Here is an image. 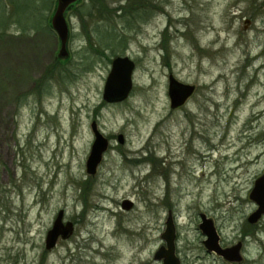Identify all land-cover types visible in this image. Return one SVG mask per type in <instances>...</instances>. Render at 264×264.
<instances>
[{
  "label": "rangeland",
  "instance_id": "obj_1",
  "mask_svg": "<svg viewBox=\"0 0 264 264\" xmlns=\"http://www.w3.org/2000/svg\"><path fill=\"white\" fill-rule=\"evenodd\" d=\"M67 19L68 60L55 32L0 34V264H163L169 217L181 264H235L208 251L201 213L224 246L247 235L242 264H264V222L247 220L264 172V0H80ZM116 55L137 67L110 104ZM171 74L196 86L178 108ZM94 121L110 144L90 175ZM62 209L74 233L47 250Z\"/></svg>",
  "mask_w": 264,
  "mask_h": 264
},
{
  "label": "water",
  "instance_id": "obj_2",
  "mask_svg": "<svg viewBox=\"0 0 264 264\" xmlns=\"http://www.w3.org/2000/svg\"><path fill=\"white\" fill-rule=\"evenodd\" d=\"M79 0H57L54 12L51 17V26L56 32L60 42L59 52L57 57L66 60L70 57L68 49L70 28L66 18L68 9ZM136 68L135 61L128 55H117L112 60L111 70L107 76L104 86L103 98L108 103H120L127 100L133 90L134 80L133 75ZM196 86L183 83L177 80L172 74L169 77V97L171 107L178 108L184 105L195 92ZM92 128L95 134V141L92 145L90 155L87 159V172L90 175H95L98 167L103 160L104 153L109 148V139L99 130L98 124L94 121ZM118 141L121 144L125 143L123 134L118 135ZM251 197L260 203L259 209L250 215L249 221L256 223L264 214V176L257 181L256 187L252 191ZM134 203L130 199H125L122 202L124 209H131ZM64 210H60L52 228L48 231L45 241L47 250L56 247L59 238L67 239L74 233V225L72 222L64 224ZM202 222L200 228L206 235L204 244L209 252L225 257L230 262H240L243 259L241 253V243L234 244L231 247H222L220 243V235L214 225V222L205 213H201ZM166 240L167 246H161L155 253L154 257L158 260H163L164 264H180V257L176 254L175 239L176 226L172 217L167 221V227L162 234Z\"/></svg>",
  "mask_w": 264,
  "mask_h": 264
},
{
  "label": "trees",
  "instance_id": "obj_3",
  "mask_svg": "<svg viewBox=\"0 0 264 264\" xmlns=\"http://www.w3.org/2000/svg\"><path fill=\"white\" fill-rule=\"evenodd\" d=\"M25 4V13L22 14L20 0H0V34L12 24H16L22 33L33 29L36 32H54L49 23L51 10L55 0H30ZM50 11V13H47ZM33 18V19H32ZM49 67V74H52Z\"/></svg>",
  "mask_w": 264,
  "mask_h": 264
},
{
  "label": "flooded vegetation",
  "instance_id": "obj_4",
  "mask_svg": "<svg viewBox=\"0 0 264 264\" xmlns=\"http://www.w3.org/2000/svg\"><path fill=\"white\" fill-rule=\"evenodd\" d=\"M73 7V6H72ZM71 9V7L68 9V11ZM68 11H67V13H66V17H67V14H68ZM67 21H68V19H67ZM68 24H69V22H68ZM69 28H70V26H69ZM70 33H71V31H70ZM136 63V62H135ZM136 67H137V65H136ZM115 104V103H114ZM262 176H264V172H262V174L261 175H258L257 176V178L255 179V184H254V187H253V190H254V188L256 187V184H257V181L259 180V178L260 177H262ZM252 190V191H253ZM252 191H251V194H252ZM251 194H250V198H251V201H252V204H253V209L251 210V214H253V213H255L258 209H259V207H260V203L257 201V200H255V199H253L252 197H251ZM134 206V205H133ZM130 210V209H129ZM250 214V215H251ZM250 215L248 216V218H247V220L249 221V217H250ZM250 222V221H249ZM264 222V214L262 215V217L259 219V221H257L256 223H251L252 224V226H253V228L255 229V230H257L259 227H261V225H262V223ZM218 232V231H217ZM249 234V233H248ZM246 242H247V235H244V236H242L241 238H240V240L237 242V244L238 243H241L242 244V246H241V253H242V256H243V259H242V261H240V262H232V263H235V264H242L243 263V261L245 260V258H244V255H243V250H245V248H246ZM220 243H221V245H222V247H225V248H227V247H231V246H233V245H231V246H224L223 244H222V242H221V240H220ZM223 257V256H222ZM224 259H226L225 257H223ZM158 260V259H157ZM181 260V259H180ZM227 260V259H226ZM162 262H163V260H161ZM228 261V260H227ZM230 262V261H229ZM163 264H164V262H163ZM181 264V263H180Z\"/></svg>",
  "mask_w": 264,
  "mask_h": 264
},
{
  "label": "bare ground",
  "instance_id": "obj_5",
  "mask_svg": "<svg viewBox=\"0 0 264 264\" xmlns=\"http://www.w3.org/2000/svg\"><path fill=\"white\" fill-rule=\"evenodd\" d=\"M260 41V30H259V32H258V34H257V36H256V42H259ZM256 58H260V53H258L257 55H256ZM258 70V72L259 73H261V74H264V66H263V64H261L258 68H257ZM260 102H261V100L260 99H258V100H256L255 101V105H258V104H260ZM260 116V115H259ZM246 134H243V135H241L240 137H244ZM219 142H217V144H218ZM231 146H233V144H231V145H229L228 144V147H231ZM203 156H204V160H207L208 158V154H205V153H203Z\"/></svg>",
  "mask_w": 264,
  "mask_h": 264
}]
</instances>
